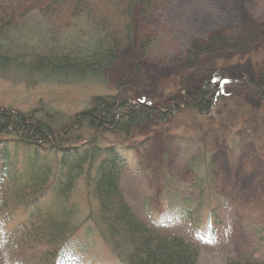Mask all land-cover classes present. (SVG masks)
I'll use <instances>...</instances> for the list:
<instances>
[{
	"label": "rangeland",
	"instance_id": "374dc122",
	"mask_svg": "<svg viewBox=\"0 0 264 264\" xmlns=\"http://www.w3.org/2000/svg\"><path fill=\"white\" fill-rule=\"evenodd\" d=\"M48 1L9 0L0 4V19L14 30L10 32L11 52L22 51L28 58L33 53L47 54L61 38L75 42L82 39L83 33H78L72 17H47L43 11ZM150 3L145 9L135 5L133 28L128 30V36H132L127 38L125 31L119 59L106 68L100 80L65 83L45 76L28 78L12 67L0 70V112L31 114L44 110L46 114L64 117V124L73 122L98 96H129L131 105L144 100L154 106L157 112L154 120L140 123L131 133L119 131L117 135L113 129L83 123L75 129L76 134L90 148L114 146L121 156L128 155L131 163L141 162L145 170L140 185L134 177L122 180V188L135 209L141 208L136 203L140 192L141 196L148 192L150 197L146 194L144 197L149 205L159 204L164 177L182 171L180 164L188 162L196 148L194 144L200 146L218 168L216 175L221 179L222 194L228 199L227 207L238 211L236 217L230 218V225L226 219L223 230L213 234L205 231L198 264H227L226 253L248 250L254 242L244 229L245 218L259 224L264 221V95L255 88L264 84V0H150ZM116 21L121 23L122 31L130 23L127 18ZM50 32L54 46L49 38L39 37ZM216 37L228 39L226 49L222 51L221 46L215 47L211 54L201 53V47L212 44ZM147 41L149 44L145 46ZM191 53L195 56L190 58ZM208 86L214 95V107L200 115L189 108V97ZM164 117L167 118L162 120ZM177 136L181 140L193 138V146L178 143ZM95 176L92 170L84 174L74 191L75 197L85 204V213L90 212L95 202L89 195L90 179ZM154 198L156 201L152 203ZM82 217L78 223L81 228L88 218ZM172 229V233H178V227ZM211 237L215 241L207 240ZM80 241L98 248L104 243L97 237ZM96 249L87 253L78 249L67 256L99 264L101 258L93 255ZM15 255L1 248L0 264H18L16 260L24 264L21 259L26 256ZM103 260L108 264L110 258L106 256Z\"/></svg>",
	"mask_w": 264,
	"mask_h": 264
},
{
	"label": "trees",
	"instance_id": "16d2710c",
	"mask_svg": "<svg viewBox=\"0 0 264 264\" xmlns=\"http://www.w3.org/2000/svg\"><path fill=\"white\" fill-rule=\"evenodd\" d=\"M5 2L9 0H0V4ZM137 4L144 9L151 5L150 0H49L43 11L47 17H72L83 37L77 42L61 38L54 46L52 32L44 33L39 37L49 38L54 47L47 54L33 53L28 58L22 51L11 52L10 32L14 30L0 19V70L12 67L28 78L45 76L65 83L100 80L106 68L119 59L124 33L133 28L131 17ZM122 18L130 22L124 31L116 21ZM56 30L60 32V28ZM227 44V38L216 37L200 50L207 55ZM194 56L191 53L190 58ZM209 87L189 97V108L200 115L214 107ZM255 88L264 95V84ZM130 99L98 96L73 122L64 124V117L44 110L31 114L0 112V249L16 254V258L25 255L21 259L24 264H91L82 257L67 256L70 251L87 253L91 248H97L93 255L101 258L99 264H105L106 256L110 258L108 264L114 263L113 258L115 264H198L205 231L213 234L223 230L226 219L230 225L238 210L227 207L228 199L216 175L218 168L200 146H193V138L181 140L177 136L178 143L196 148L188 162L180 164L182 171L164 177L163 192L157 199L160 203L149 205L144 197H150L148 192L142 196L140 192L136 203L141 208L135 209L122 180L134 177L140 185L145 170L141 162L131 163L128 155L121 156L114 146L90 148L76 134L75 129L83 123L113 129L118 135L154 120V106L144 100L131 105ZM88 170L96 175L90 179L89 188L95 202L85 213L86 206L74 191ZM82 216L88 218L81 228L78 223ZM243 222L254 242L248 250L226 253L227 264H264V221L259 224L247 217ZM177 227L178 233H172L171 228ZM94 237L103 240L101 248L80 241Z\"/></svg>",
	"mask_w": 264,
	"mask_h": 264
},
{
	"label": "bare ground",
	"instance_id": "6f19581e",
	"mask_svg": "<svg viewBox=\"0 0 264 264\" xmlns=\"http://www.w3.org/2000/svg\"><path fill=\"white\" fill-rule=\"evenodd\" d=\"M227 45H224L222 48H220L222 51L225 50Z\"/></svg>",
	"mask_w": 264,
	"mask_h": 264
}]
</instances>
